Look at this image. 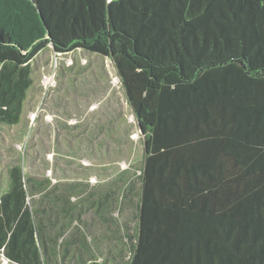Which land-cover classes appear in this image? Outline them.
<instances>
[{
    "label": "trees",
    "instance_id": "obj_1",
    "mask_svg": "<svg viewBox=\"0 0 264 264\" xmlns=\"http://www.w3.org/2000/svg\"><path fill=\"white\" fill-rule=\"evenodd\" d=\"M50 47L108 57L144 131L127 264H264V0H0V125L21 122ZM9 176L0 254L49 264L41 187Z\"/></svg>",
    "mask_w": 264,
    "mask_h": 264
},
{
    "label": "rangeland",
    "instance_id": "obj_2",
    "mask_svg": "<svg viewBox=\"0 0 264 264\" xmlns=\"http://www.w3.org/2000/svg\"><path fill=\"white\" fill-rule=\"evenodd\" d=\"M21 122L0 125V197L20 166L49 264H127L137 236L145 136L114 63L51 47L32 61ZM0 264H15L0 254Z\"/></svg>",
    "mask_w": 264,
    "mask_h": 264
},
{
    "label": "water",
    "instance_id": "obj_3",
    "mask_svg": "<svg viewBox=\"0 0 264 264\" xmlns=\"http://www.w3.org/2000/svg\"><path fill=\"white\" fill-rule=\"evenodd\" d=\"M140 127V126H139ZM140 131H141V133L144 135V131H143V129L140 127Z\"/></svg>",
    "mask_w": 264,
    "mask_h": 264
},
{
    "label": "crops",
    "instance_id": "obj_4",
    "mask_svg": "<svg viewBox=\"0 0 264 264\" xmlns=\"http://www.w3.org/2000/svg\"><path fill=\"white\" fill-rule=\"evenodd\" d=\"M15 264H17V263H15Z\"/></svg>",
    "mask_w": 264,
    "mask_h": 264
}]
</instances>
